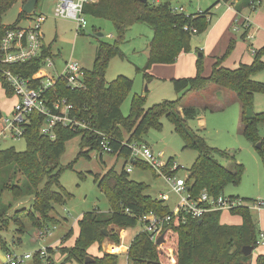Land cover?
Listing matches in <instances>:
<instances>
[{"label": "trees", "instance_id": "obj_1", "mask_svg": "<svg viewBox=\"0 0 264 264\" xmlns=\"http://www.w3.org/2000/svg\"><path fill=\"white\" fill-rule=\"evenodd\" d=\"M18 1L20 0H0V18ZM21 1L25 4L28 0ZM221 1L234 2L219 0L216 4ZM253 1L262 0H249V8ZM216 4L203 12L189 15L173 13L171 0H161L158 4L143 3L141 0H97L84 7L87 17L113 22L117 38L114 43L102 41L98 45L93 68L86 70L84 89L73 90L61 83L57 86L59 94L55 92L51 96L67 97L88 128L72 130L57 126L56 137L52 139L41 133L43 118L34 112L30 115V123L23 136L26 140L25 151H17L14 147L0 150V198L5 191L13 192L16 197H33V211L28 215L38 229L59 223L51 214L54 204H63L73 196L59 180L64 170V167H60V160L71 138L80 136V154L90 157V151H97L101 156L105 154L101 142L106 136L113 148V152L108 154L124 159L120 171L113 166L105 174L95 175V182L107 197L110 209L108 213L94 210L83 214L79 220V236L74 246L59 249L65 257L58 264L73 261L86 264L87 256L93 258L88 264H120L119 254L103 252L100 256H92L88 250L95 243L101 247L106 238L119 244L120 236L111 228L113 225L127 228L136 227L138 224L143 229L134 236L129 245L128 264H251L252 254L244 255L243 248L253 246L256 249L261 231L250 208L239 207L230 211L242 218L239 225L221 223L223 211L220 210L209 211L199 218L184 211L174 213L164 200L146 194L148 185L130 178L127 164L153 169L147 162L132 159L130 144L140 141L148 126L160 129L161 117L167 116L174 123L176 132L185 140V147H193L199 152L186 180L193 198L197 199L204 190L210 196L218 198L224 194L226 186L240 183L244 165L236 163L233 170L228 169L216 156L229 157V153L209 146L203 137L194 134L187 126V120L197 118L201 110L194 105H183L185 96L190 92L202 91L212 84L235 93L241 104V133L255 147L261 143V148L256 149L264 167V136L260 133V125L264 124V112H254L255 95L264 94V83L253 79L264 69V46L255 51L251 64L241 63L239 67L231 69L223 65L235 47V40L231 39L226 52L216 58L209 76L204 75L203 57L200 56L194 76L173 79L177 100L163 101L146 109L145 96L134 95L128 116H124L121 107L132 91V79L119 75L111 82L106 80L111 58L116 55L124 58L121 44L131 27L145 23L153 30L145 67L148 70L154 63H173L181 53L190 51L194 33L185 30V27L196 28V34L205 32L211 23V9ZM27 17L28 14L21 11L15 24L5 25L0 21V34H4ZM3 66L28 77L37 70L39 62L34 60L21 66ZM137 71L140 69L137 68ZM144 76L150 78L147 74ZM0 83L6 89L7 96L12 97L13 92L2 71ZM4 127L5 117L0 110V132ZM173 162L171 158L163 168L170 176H175L181 168L178 166L175 170H169ZM16 175H22V184L17 183ZM79 177L83 179L85 175L79 174ZM12 207V204L0 202V230L7 228L11 219L18 220L20 211L9 216ZM151 213L160 218L170 217L157 239H153L152 234L144 230L141 220L143 216ZM19 230H24L22 223ZM72 233L71 229L63 237L64 241ZM161 235L164 241L158 243ZM0 244L4 251H8L9 247L1 237ZM54 253L52 248H48L46 258L40 251L35 256L34 264H55ZM256 264H264V253L257 256Z\"/></svg>", "mask_w": 264, "mask_h": 264}, {"label": "rangeland", "instance_id": "obj_2", "mask_svg": "<svg viewBox=\"0 0 264 264\" xmlns=\"http://www.w3.org/2000/svg\"><path fill=\"white\" fill-rule=\"evenodd\" d=\"M171 1L174 6L183 7L186 14H195L211 8L218 0ZM56 3L57 0H39L36 11L48 16L47 21L42 26L43 41L51 48L57 70L61 71L65 62L70 59L77 61L84 69L92 70L98 45L102 41L114 43L117 38L113 22L107 19L88 16L87 27L77 32L75 20L68 18L56 19L53 16ZM23 6L21 0L15 2L1 16V23L5 25L15 24L20 12L23 10ZM225 8L226 6L224 5L221 9H216V6L211 9L213 14L215 13V15L212 14L214 16L213 22H216L223 15ZM247 19H249L248 24H252L251 31L248 35L250 37L253 36V39L250 37L244 39L242 37L248 27L247 23L243 25V22ZM236 21V25L232 28L233 37L234 35L236 36L233 38L235 40V47L224 62V66L231 69L239 67L240 61H242V64H251L254 59L253 49L258 50L264 45V0L256 3L255 10L248 9L247 15L239 13V18ZM26 23L27 20L23 19L19 25L24 26ZM211 25L212 23L208 29ZM206 32L194 34L192 36L190 51L184 53H196L197 48L200 49L201 43H204L203 39L206 36ZM100 33L103 36H100ZM202 36L204 37L202 38ZM152 38L153 30L149 25L145 23L134 25L129 29L125 36V41L121 44V51L124 53V58L116 55L109 62L106 74L107 82H111L119 75L126 76L133 81L132 91L121 107L124 116L129 115L131 101L136 94L145 96L146 109L157 103L173 101L178 98V94L174 89L173 79H175L174 76L178 75L176 68L179 66V57L173 63H154L148 70H145L149 58V45ZM200 53H203V48L198 52V57ZM204 54L202 61L205 69L210 65V54L205 52ZM137 68L140 71H137ZM186 69L187 67H184V72L187 71ZM48 71L53 73V69H49ZM145 74L150 78L147 79L144 76ZM160 76L164 77L161 78ZM253 79L264 83V69L258 72ZM200 92H190L188 93L189 96L187 94L184 98L183 105L189 106L191 101L194 107L201 110V116L187 120V126L194 134L203 137L209 146L229 153V157L216 156L221 164L227 166L230 170L235 168L236 163L243 164L245 168L241 182L238 184L231 183L226 186L224 195L250 199L264 197V167L254 144L241 133L240 102L237 99L227 97L220 99L219 102H213L212 100L217 98L209 100V97H207L208 99L202 97L204 98V102L199 103L201 101L200 97L203 96ZM229 92L235 95L234 92ZM16 103L17 99L15 97L8 98L3 88L0 87V110L4 117L10 116ZM254 112H264L263 93H256L255 95ZM160 121L162 123L160 129L154 126H148L141 140L137 141V143H145L153 149L155 157L163 164L161 171L154 168V170L149 168L143 169L130 163L127 164V168H132V172L130 173L132 180L148 185L146 194H150L156 199H161L162 194H168L170 200L165 203L171 209H175L180 200V196L173 191L169 182L166 180L165 176L169 173L164 172L163 168H165L167 162L172 158L174 162L169 170H175L176 167L178 168L180 166L181 168L175 176L186 179L188 177V171L194 164L199 152L193 147H185V140L176 132L174 123L167 116H162ZM260 133L264 136V124L260 125ZM80 141V136L71 138L67 142L66 151L60 160V167H64L59 178L60 183L73 196L64 205L57 206L61 214L55 210L51 212L52 216L59 220V223L50 224L49 228L38 229L28 215L33 211V197H16L11 191H5L1 194L0 202L12 204L13 206L9 216H13L16 211H20V213L18 220L11 219L7 228L5 227L6 229L3 228V230H0V237L7 243L13 254L24 255L29 253L32 255V258L26 260L23 264H34L37 253L42 250H45L47 253L48 249L46 247L60 243L61 239L73 227V235L64 242L72 245L76 241L74 239L76 235L78 237L80 231L78 219L86 212L98 210L102 213H108L110 209L107 197L95 182V175L105 174L113 166L117 171H120L124 159L117 158V156L108 153L101 156L97 151H90V157L81 155ZM1 146L2 149L14 147L17 151H25L26 140L24 137L2 140ZM79 174H83L85 177L81 179ZM16 177L17 183L22 184L24 179L22 175H16ZM54 189L58 190L57 187H54ZM252 213L258 223L259 230L264 232V209L260 211L252 210ZM221 221L231 225L241 223L240 217L231 214L229 211L222 212ZM20 223L24 226L23 231L19 230ZM122 229L127 233L123 235V240L122 237L120 238V244L125 243V245H128L131 238L141 231L143 226L138 224L136 227ZM42 231L44 233L47 231V233L42 235L40 234ZM95 246L99 249L98 243L93 244L91 248L94 249ZM59 249H53L55 251L53 254L55 264L62 261L56 258L58 254H62ZM263 252V246L254 249L251 264H256L257 255ZM4 253L5 251L0 246V264L3 261ZM119 261L120 264H128L126 253L119 254ZM66 264L79 263L73 261Z\"/></svg>", "mask_w": 264, "mask_h": 264}, {"label": "built area", "instance_id": "obj_3", "mask_svg": "<svg viewBox=\"0 0 264 264\" xmlns=\"http://www.w3.org/2000/svg\"><path fill=\"white\" fill-rule=\"evenodd\" d=\"M97 0H57L54 7L53 16L56 19L68 18L76 21L77 32L87 27V16L84 13V7L87 4ZM161 0H148V2L158 4ZM251 3V9L256 8V3ZM175 14L185 13L183 7L172 6ZM186 14V13H185ZM189 15V14H186ZM48 16L44 13H38L36 9L28 15L26 25L16 24L8 29L4 34H0V71H2L8 87L12 90L13 96L17 99L9 117H5V127L0 132V150L1 141L7 139H16L24 136L27 126L30 123V115L34 112L43 118L41 133L55 139V128L63 126L72 130L88 128L87 124L80 118L75 111V106L67 97L52 98V93H57V86L64 84L65 87L73 90H81L86 87L85 75L86 69L80 64L70 59L66 61L61 71L57 70L50 46L43 41L42 26L47 21ZM247 23V31L250 27L249 19L243 22ZM196 33V28L185 27ZM250 37V35H248ZM253 39V36L250 37ZM256 50L253 49V54ZM39 62L37 70L28 77L19 72H15L10 67L3 68V65L21 66L30 61ZM53 69V73L49 72ZM55 93V94H56ZM104 153H112L113 148L109 144V138L104 136L101 142ZM132 159L142 160L150 164L154 169L161 171V162L155 157L154 151L145 143L134 142L130 144ZM177 166V165H176ZM177 168V167H176ZM128 172L132 168H127ZM173 191L180 196V200L173 209L174 213L187 212L194 218H199L209 211H231L239 207H248L251 210L264 209V197L252 199L250 201L239 197L220 195L214 198L206 190L202 191L200 196L195 199L191 196L187 178L177 176H165ZM163 200H168L169 195L163 194ZM170 217L160 218L153 213L147 214L141 218L144 223V230L152 234L153 239L163 231L164 223ZM47 231L40 234L45 235ZM258 247L264 246V232L261 231L258 238ZM42 255L46 254L42 250ZM32 255H16L10 249L5 251L1 264H23L31 259Z\"/></svg>", "mask_w": 264, "mask_h": 264}, {"label": "crops", "instance_id": "obj_4", "mask_svg": "<svg viewBox=\"0 0 264 264\" xmlns=\"http://www.w3.org/2000/svg\"><path fill=\"white\" fill-rule=\"evenodd\" d=\"M248 1L249 0H234V2H230V3H225L223 1H221L218 4H216L217 3V1H216L214 3V4H216L215 5L216 6V9H221L224 5L226 6V8L224 10L223 15L221 17H219L216 20V22H213V17H214L213 15H215V13L213 14V12H212L213 15L210 16L212 25H211V27L209 29L206 30L207 31L205 33L206 36L203 39V42L204 43H201V48H203V53H201L202 54L201 56H203L204 52L210 54L209 55L210 56V65H209V67H207V68L204 69V75L205 76H209L211 74L212 67H213V64H214L216 58L219 57V56H222L226 52V50L228 48V45L230 43V40L236 37L235 35L233 37L232 28L237 23L236 20H237V18H239V13L240 14L242 13V14L247 15V11H248V9H250L249 6H248ZM22 4L24 5V3H22ZM37 5H38V3H37ZM53 12H54V10H53ZM251 26H252V24H250V27H249L248 31L246 30L243 33L242 37L244 39L246 37H248V34L250 33L251 28H252ZM203 37L204 36H202V38ZM201 48L200 49L197 48L196 53L192 52V53L187 54V53H184L183 52V53L180 54V56L178 58L180 60V62H178L179 63V66H178V68H176L177 71H178V73H177L178 75L174 76L175 78L191 77V76H194L196 74L195 73V72H197L196 71V69H197L196 68V64H197L198 58L200 57V56L198 57L197 54L201 50ZM148 56H149V50H148ZM241 62L242 61H240V64H241ZM223 65H224V63H223ZM184 67H187V69H186L187 71H185V72H184ZM160 77L163 78L164 76H160ZM0 87L3 88L4 93L6 94V89L2 86L1 83H0ZM197 92H200V91H197ZM200 93H202L201 95H203V96L200 97L201 101L199 103L204 102V98H202V97H206V98L209 97V100L210 99L212 100L213 98H217V99H213L212 100L213 102H219L220 99H223L225 97L232 98V99H237L236 95L231 94L226 89H222V88H218L216 86H213L212 84L209 85L206 89L202 90ZM136 95H138V94H136ZM6 96H7V94H6ZM188 96H189V94H188ZM12 97H14V96H12ZM12 97H8V98H12ZM189 105H193V103H191V101H190ZM180 110H181V107H180ZM200 116H201V113H199V116L198 117H200ZM133 160H135V159H133ZM150 196H152V195H150ZM162 196H163V194L161 195V197ZM228 196H231V195H228ZM168 200H170V197H169ZM168 200L166 199L164 201L166 202ZM66 202H67V200H66ZM65 203H63V204H54V210L57 211L59 214H61L58 211L57 206L58 205H64ZM68 213H69V211H68ZM81 218L82 217H80L78 219V222H79V220ZM240 219H241V223H242V218L240 217ZM221 223H223V222L221 221ZM223 224H227V223H223ZM111 228H113L114 230H116L119 233L120 238L122 237V240H123V235L125 233H127V232L124 229H122V228H120L118 226H115V225H113ZM71 229L73 230V233H74V228L72 227ZM73 233H72V235H73ZM79 233H80V231H79ZM78 236H79V234H78ZM134 236L131 238V240H130V242H129L128 245H125V243L124 244H120V243L117 244V243L113 242L112 240H110L109 238H106L103 241L101 247L99 246V249L96 246H95L94 249L90 247L89 250H88L89 251V254L92 255V256H100L103 252H110V253H116V254L126 253V255H127V251H128L129 245H130L132 239L134 238ZM76 238H77V235H76V237H75L74 240H76ZM64 242L65 241L62 238L61 241H60V243H55L54 246H47L46 249H48V248L56 249V248H61V247H72V246H74V244H75L76 241H74V242L72 241L73 242L72 245H69V244L64 243ZM0 246H1V244H0ZM3 257H4V255H3ZM64 257L65 256L63 254H58L56 256V258L58 260H63Z\"/></svg>", "mask_w": 264, "mask_h": 264}, {"label": "water", "instance_id": "obj_5", "mask_svg": "<svg viewBox=\"0 0 264 264\" xmlns=\"http://www.w3.org/2000/svg\"><path fill=\"white\" fill-rule=\"evenodd\" d=\"M141 2L148 3V0H141ZM37 3H38V0H28L24 4L22 11L25 12L26 14H31L35 10ZM99 35L103 36L102 33H100ZM201 55L202 54L200 53L199 56H201ZM256 147L258 149H260L261 148V143H258L256 145ZM163 241H164V238H163V235H161L159 237V239L157 240V242L158 243H162ZM253 251H254V247L253 246H246V247L243 248L244 255H246V256L251 255L253 253ZM92 261H93V258L91 256H87L85 263L88 264V263H90Z\"/></svg>", "mask_w": 264, "mask_h": 264}]
</instances>
